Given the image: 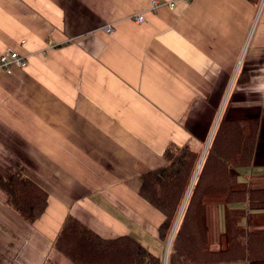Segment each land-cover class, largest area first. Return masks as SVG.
<instances>
[{"label": "crops", "instance_id": "obj_1", "mask_svg": "<svg viewBox=\"0 0 264 264\" xmlns=\"http://www.w3.org/2000/svg\"><path fill=\"white\" fill-rule=\"evenodd\" d=\"M151 2L0 0V54L11 47L29 61L0 71V179L22 173L48 193L29 222L0 186V264H76L54 246L69 215L163 258L165 218L139 194L141 175L168 163L171 144L202 153L222 116L259 122L238 188H264V0H178L154 12ZM205 204L208 245L224 249L231 206L221 195ZM248 213L264 227V209Z\"/></svg>", "mask_w": 264, "mask_h": 264}, {"label": "trees", "instance_id": "obj_2", "mask_svg": "<svg viewBox=\"0 0 264 264\" xmlns=\"http://www.w3.org/2000/svg\"><path fill=\"white\" fill-rule=\"evenodd\" d=\"M259 129L257 120L243 126L222 116L203 162L201 153L171 144L165 150L168 163L141 175L139 194L163 213L165 219L159 231L165 242L191 190L170 264L264 259V227L251 224L252 214H247L248 209H264V188H238V170L254 162ZM0 186L8 196V205L24 220L33 222L45 211L48 193L30 177L22 173L1 177ZM211 195L224 196L231 206L225 212L227 246L220 250L211 249L207 241L205 198ZM243 217H247L245 227L240 224ZM54 246L77 264L163 263L161 256L134 237L104 238L72 215L64 221Z\"/></svg>", "mask_w": 264, "mask_h": 264}, {"label": "built area", "instance_id": "obj_3", "mask_svg": "<svg viewBox=\"0 0 264 264\" xmlns=\"http://www.w3.org/2000/svg\"><path fill=\"white\" fill-rule=\"evenodd\" d=\"M178 0H152L150 5V11H157L163 6H167L170 9H174ZM189 1V0H187ZM134 20L138 23H142L147 20L144 13H137L134 15ZM114 27L106 26L105 31L107 33H112ZM24 42V41H22ZM29 61L28 57L21 54L19 51L8 47L0 54V71L7 74H13L15 69H24L27 67Z\"/></svg>", "mask_w": 264, "mask_h": 264}, {"label": "rangeland", "instance_id": "obj_4", "mask_svg": "<svg viewBox=\"0 0 264 264\" xmlns=\"http://www.w3.org/2000/svg\"><path fill=\"white\" fill-rule=\"evenodd\" d=\"M208 146L204 149V151L201 153V156H200V162H203L205 156H206V153L208 151ZM200 164V163H199ZM197 172H198V169H197ZM196 172V174H197ZM195 180H196V175H194V178L192 179V186L194 185L195 183ZM191 186V187H192ZM190 192L191 190H189V192L187 193V196L184 200V203L182 204V207L180 209V212L178 214V217L176 218L175 220V223H174V226L172 227L171 231H170V234H169V238H168V241L166 242V248H165V252L163 253L162 252V255H163V263L162 264H170V256H171V251H172V247H173V243H174V240H175V237H176V233H177V230L180 226V223L182 221V214L186 208V205H187V202H188V199H189V195H190ZM237 206H240V205H237ZM89 228V227H88ZM61 252V251H60ZM62 254H64L63 252H61ZM65 255V254H64ZM66 256V255H65ZM68 259H70L68 256H66ZM71 260V259H70ZM72 262H74L73 260H71ZM75 263V262H74ZM77 264V263H76Z\"/></svg>", "mask_w": 264, "mask_h": 264}, {"label": "water", "instance_id": "obj_5", "mask_svg": "<svg viewBox=\"0 0 264 264\" xmlns=\"http://www.w3.org/2000/svg\"><path fill=\"white\" fill-rule=\"evenodd\" d=\"M201 163V162H200ZM199 166H200V164H199ZM199 168V167H198Z\"/></svg>", "mask_w": 264, "mask_h": 264}]
</instances>
